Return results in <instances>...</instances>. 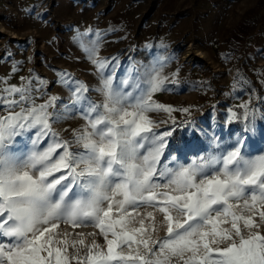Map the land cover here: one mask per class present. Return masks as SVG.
Instances as JSON below:
<instances>
[{
  "label": "snow or ice",
  "instance_id": "snow-or-ice-1",
  "mask_svg": "<svg viewBox=\"0 0 264 264\" xmlns=\"http://www.w3.org/2000/svg\"><path fill=\"white\" fill-rule=\"evenodd\" d=\"M91 31H77L73 39L95 67L100 77L96 90L103 99L90 100L87 85L68 73H60L58 81L69 86L70 104L84 121L72 129V140L53 129L60 119L59 97L36 103L33 92L48 81L34 73L21 77L20 85L0 78V264H171L174 257L181 264H264V232L253 231L261 227L257 215L264 223V149L255 155L245 151L258 110L250 101L238 106L241 113L229 109L228 122H242L243 128L217 154L188 164L173 156L175 167H161L175 129L159 131L169 121L157 122L148 114L165 112L175 125L171 114L190 116V107L153 99L167 79L155 66L141 72L130 64L115 84V73L106 71L118 60L99 56L100 30L88 44L83 42L81 37ZM33 132L32 149L18 151L19 139ZM260 135L264 139V127ZM73 143L78 150L71 149ZM141 206L162 213L163 237L144 238L145 219L155 224L153 212L138 220L139 227L128 228L141 216L136 211ZM61 223L73 229L91 225L99 232L62 233ZM97 235L103 246L96 239L86 243ZM125 245L127 254L120 251Z\"/></svg>",
  "mask_w": 264,
  "mask_h": 264
},
{
  "label": "rangeland",
  "instance_id": "rangeland-1",
  "mask_svg": "<svg viewBox=\"0 0 264 264\" xmlns=\"http://www.w3.org/2000/svg\"><path fill=\"white\" fill-rule=\"evenodd\" d=\"M88 29L92 31L81 37L83 42L88 44L100 30L103 37L99 56L118 60V65H110L106 71L108 75L115 73V84L124 78L130 64H135L141 72L155 66L167 79L163 89L153 94V99L175 108L190 107V116L179 111L171 114L175 125L165 112L148 114L157 122L169 121L161 123L159 131L175 129L167 138L161 167L164 164L175 167L173 156L180 163L188 164L194 158L215 155L225 144L234 142L243 123H229V109L241 113L243 110L238 106L246 101L258 111L256 131L249 134L251 142L245 151L251 150L255 155L257 150L264 149L260 135L264 127L261 119L264 115V0H0V78H7V84L20 85L21 77L34 73L48 81L33 95L36 103H42L49 96L59 97L60 119L53 124V129L66 140H72V129L79 128L84 121L77 108L70 104L69 86L58 82L60 73H68L74 80L86 84L90 100L103 99L96 90L100 87V77L80 42L73 39L77 31L83 33ZM185 120L191 123L185 125ZM34 135L33 132L20 138L17 150L27 154L33 147ZM78 148L75 143L71 145L73 151ZM136 211L141 216L136 218V223L128 225L129 229L139 227L138 220L153 212L155 224L145 219L148 232L144 238L165 235L162 213L149 206H141ZM243 214L247 216L251 212L244 210ZM255 219L261 227L253 231L264 232V223L258 215ZM60 231L99 232L91 225L73 229L64 223ZM244 234H248L247 230ZM71 239L77 237L73 235ZM92 239L104 245L100 235L87 237L86 243ZM136 247L132 245L131 250L135 251ZM68 251L73 252L71 246ZM120 251L127 254L130 249L125 245ZM140 251H144L142 246ZM171 264H181V261L174 257Z\"/></svg>",
  "mask_w": 264,
  "mask_h": 264
}]
</instances>
